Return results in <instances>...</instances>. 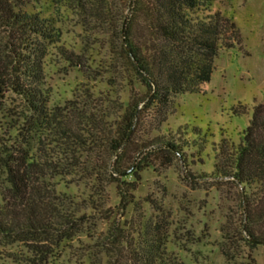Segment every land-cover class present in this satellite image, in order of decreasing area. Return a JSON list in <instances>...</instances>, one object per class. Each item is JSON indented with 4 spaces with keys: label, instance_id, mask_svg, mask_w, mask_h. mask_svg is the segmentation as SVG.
<instances>
[{
    "label": "trees",
    "instance_id": "16d2710c",
    "mask_svg": "<svg viewBox=\"0 0 264 264\" xmlns=\"http://www.w3.org/2000/svg\"><path fill=\"white\" fill-rule=\"evenodd\" d=\"M213 1L0 0V31L6 35L0 98L10 92L23 106L6 113L8 128L0 132V237L24 246L31 254L28 264H67L53 257L79 241L83 224L96 214L113 218V209L105 207L109 184L117 183V208L125 211L136 189L128 178L148 166L149 154L165 149L184 155L185 146L174 140L157 137L136 145L134 137L144 112L159 108L162 116L153 127L158 130L171 98L202 90L215 58L235 47L236 26L213 11ZM65 7L104 27L101 34L109 33L111 40L107 68L118 72L122 67L124 80L144 86V95L124 99L119 85L108 81V89L79 85L64 105H50L43 87L45 57L62 39L57 24ZM94 28L86 32L97 35ZM61 54L74 65L91 67L82 54L65 49ZM99 63L106 67L105 61ZM214 150L212 177L241 190L243 239L252 246L264 243V103L255 105L241 142L223 139ZM59 182L66 187L83 182L90 192L78 201L60 191ZM93 230V245L81 264H186L168 249L159 222L136 225L118 216L106 231Z\"/></svg>",
    "mask_w": 264,
    "mask_h": 264
},
{
    "label": "rangeland",
    "instance_id": "374dc122",
    "mask_svg": "<svg viewBox=\"0 0 264 264\" xmlns=\"http://www.w3.org/2000/svg\"><path fill=\"white\" fill-rule=\"evenodd\" d=\"M212 9L234 22L238 34L235 47L222 50L215 58L211 80L202 90L171 98L167 119L158 130L153 127L162 116L159 108L144 112L140 130L134 137L136 145L157 137L174 140L185 146L184 155L180 158L165 149L149 154L148 166L128 178L136 189L132 191L133 202L125 211L117 208L120 204L117 183L109 184L105 207L113 209V218L106 220L96 214L83 224L84 232L76 236L79 241L71 249L58 250L56 256H60L53 257L54 261L81 264L93 245L90 229L97 234L106 231L119 216L122 221L136 225L143 221L159 222L167 236L168 249L186 264H264V243L252 246L242 236L240 187L211 175L216 162L214 148L223 139L241 142L255 105L264 103V0H214ZM64 10L57 24L62 39L49 46L45 57L43 87L50 93V105H64L73 98L79 85L108 89V81L119 85L124 99L134 93L144 95V86L124 80L122 67L118 72L107 68L112 57L111 40L109 33L101 34L104 27L99 28L91 19L85 21L71 8ZM88 28H94L97 35L90 34V30L86 32ZM5 36L0 31V49ZM64 49L82 54L90 60L91 67L70 63L61 54ZM100 61H105L106 67L100 68L97 65ZM4 95L0 98V107L4 109L0 113V132L8 128L6 113L23 109L15 95L10 92ZM188 139L190 143L186 146ZM57 188L74 194L78 201L90 192L83 182L68 187L59 182ZM27 255L31 254L24 246L17 242L9 244L0 237V264H28Z\"/></svg>",
    "mask_w": 264,
    "mask_h": 264
}]
</instances>
